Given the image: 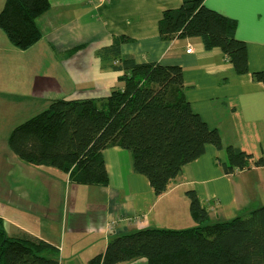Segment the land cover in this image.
<instances>
[{
  "label": "crops",
  "instance_id": "crops-1",
  "mask_svg": "<svg viewBox=\"0 0 264 264\" xmlns=\"http://www.w3.org/2000/svg\"><path fill=\"white\" fill-rule=\"evenodd\" d=\"M48 2L49 9L36 19L39 39L20 41L0 32V56L20 58L30 71L38 70L40 62L49 59L53 72L34 74L28 87L32 97L40 99L39 110L56 99L103 98L121 87V73L102 69L94 52L111 44L113 37L126 36L131 42L121 45L122 55L132 56L137 63L182 68L186 101L210 129L218 131L224 146L233 145L255 158L264 156V83L251 76V72L264 73V0H204L206 7L236 21L235 36L245 45L250 72L244 75L237 74L219 50H204L198 38L161 40L158 22L163 11L180 7L182 0ZM188 49L190 54H186ZM9 88L15 93L16 86ZM103 157L107 184L73 183L70 197L68 176L51 170L52 177L66 184L61 189L62 204H54L55 185L45 184L38 193L41 201L46 200L47 209L52 202L51 213L58 217L49 224L44 217L42 224L47 226L19 219V212L33 208L23 207V199L17 195L18 204L11 203L12 208H4L0 214L5 232L9 236L26 232L50 243L57 249L60 264H76L83 257L85 264L104 253L111 237L144 229L194 227L185 195L189 190L208 212L210 223L245 216L264 204L254 202L256 191L248 177L261 173L264 179V168L226 175L221 166L226 154L212 145H206L204 154L186 165L159 197H154L144 176L134 173L128 151L113 147L106 149ZM79 187L87 189L88 199L75 201L81 193L73 194L74 188ZM20 188L17 185L13 190L15 195ZM21 192L33 200V190L23 186ZM71 203L78 205L67 213ZM28 212L35 217L34 209ZM83 215L88 218L86 223L78 219ZM138 261L144 264V260Z\"/></svg>",
  "mask_w": 264,
  "mask_h": 264
},
{
  "label": "trees",
  "instance_id": "trees-1",
  "mask_svg": "<svg viewBox=\"0 0 264 264\" xmlns=\"http://www.w3.org/2000/svg\"><path fill=\"white\" fill-rule=\"evenodd\" d=\"M49 9L48 0H5L0 30L20 41L37 40L36 19ZM237 23L206 7L204 0H182L180 7L163 11L158 22L163 41L198 38L204 50H219L239 75L248 74L247 53L235 36ZM126 36L112 38L97 49L102 69L121 75V87L103 98L56 99L37 115L17 125L7 145L18 159L51 167L75 184L108 183L103 152L128 151L134 173L144 176L154 197L169 189L183 168L212 145L226 154V175L264 168V157L233 145L224 146L192 111L184 95L182 68L177 65L137 63L122 55ZM77 48L73 52L81 49ZM264 83V73L251 72ZM195 226L187 229H144L111 237L103 254L89 264H264V205L247 217L210 223L193 190L185 193ZM45 254H48L47 256ZM57 249L26 232L9 236L0 219V264H60Z\"/></svg>",
  "mask_w": 264,
  "mask_h": 264
},
{
  "label": "rangeland",
  "instance_id": "rangeland-1",
  "mask_svg": "<svg viewBox=\"0 0 264 264\" xmlns=\"http://www.w3.org/2000/svg\"><path fill=\"white\" fill-rule=\"evenodd\" d=\"M4 3L5 0H0V11ZM49 72H53L49 59L41 61L38 70L30 71L27 69V64L24 60H21L20 58L0 56V214L3 213L2 211L4 208L10 210L13 206L12 204H18L16 200L17 195L18 197L21 195L23 199V207L31 206L35 210V217L28 212L33 209L21 211L18 213L17 217L26 222H30L29 224L35 220L42 226H47L52 219L58 217V214L56 213L54 215L51 213V209L53 207L52 202L49 203L47 209L46 200L41 201L42 196L41 193H38V191L43 189L45 184L57 186V189H55L52 193L53 201L56 206L61 203V189H64L66 184H61L58 178L51 176V170L61 176L59 170L57 171V169H49V167L35 166L18 159L10 152L7 140L11 131L17 125L22 124L34 115L42 112V110H39L40 99L32 97L28 87L34 74H45ZM10 86H16L15 93L9 88ZM15 94L21 95L15 96ZM262 153H264V151ZM248 177L251 181L252 188L256 191V195L253 196L254 202L264 203V179L262 178L261 173H250ZM72 184L73 183H71L69 189L67 187L68 196L70 197ZM17 185H20L21 188L25 186L26 188L33 190V192H35L33 200H27L25 195L22 192L20 193L21 188L15 195L13 190L15 191ZM86 191L87 189L85 187L74 188L73 194L81 193L80 197H75V201L79 199H88L89 196ZM75 204L78 205L77 203ZM75 204H69L67 213H71V211L75 209ZM253 209H255V207ZM47 212H50V216H47ZM249 213L250 212L245 214V217H247ZM37 215L38 220L36 219ZM44 217L47 218V224H42ZM78 219L84 223L88 221V218L85 215ZM68 220H70V218H68ZM69 222L70 221H68V223ZM84 259L85 258L83 257L81 260H76V264H84ZM143 262L145 264L146 261L144 260ZM85 264H89V262ZM137 264H141L140 261H138Z\"/></svg>",
  "mask_w": 264,
  "mask_h": 264
},
{
  "label": "built area",
  "instance_id": "built-area-1",
  "mask_svg": "<svg viewBox=\"0 0 264 264\" xmlns=\"http://www.w3.org/2000/svg\"><path fill=\"white\" fill-rule=\"evenodd\" d=\"M191 49L186 50V54H190Z\"/></svg>",
  "mask_w": 264,
  "mask_h": 264
}]
</instances>
